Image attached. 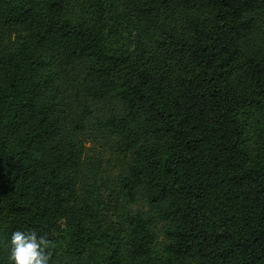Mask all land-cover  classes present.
I'll return each instance as SVG.
<instances>
[{"label": "trees", "instance_id": "1", "mask_svg": "<svg viewBox=\"0 0 264 264\" xmlns=\"http://www.w3.org/2000/svg\"><path fill=\"white\" fill-rule=\"evenodd\" d=\"M96 101L147 206L117 230L77 195ZM17 230L51 264H264V0H0V264Z\"/></svg>", "mask_w": 264, "mask_h": 264}, {"label": "rangeland", "instance_id": "2", "mask_svg": "<svg viewBox=\"0 0 264 264\" xmlns=\"http://www.w3.org/2000/svg\"><path fill=\"white\" fill-rule=\"evenodd\" d=\"M94 109L80 135L85 148L76 183L77 195L91 209L98 211L106 227L117 230L121 226L119 210L146 212L147 206L139 197L133 203L127 202L119 180L127 169L130 155L116 153L112 149V138L97 126V121L103 116L101 102L96 101Z\"/></svg>", "mask_w": 264, "mask_h": 264}, {"label": "clouds", "instance_id": "3", "mask_svg": "<svg viewBox=\"0 0 264 264\" xmlns=\"http://www.w3.org/2000/svg\"><path fill=\"white\" fill-rule=\"evenodd\" d=\"M10 264H51L52 241L37 231H14L10 237Z\"/></svg>", "mask_w": 264, "mask_h": 264}]
</instances>
